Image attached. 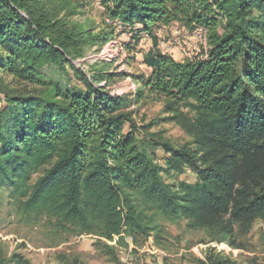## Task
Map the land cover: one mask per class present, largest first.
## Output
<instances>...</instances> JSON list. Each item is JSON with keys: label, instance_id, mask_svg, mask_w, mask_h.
Listing matches in <instances>:
<instances>
[{"label": "trees", "instance_id": "16d2710c", "mask_svg": "<svg viewBox=\"0 0 264 264\" xmlns=\"http://www.w3.org/2000/svg\"><path fill=\"white\" fill-rule=\"evenodd\" d=\"M73 1L0 0V191L28 213L85 230L101 222L109 239L146 231L135 197L222 239L234 224L264 221V0H103L108 16L134 31L135 44L141 32L152 41L133 101L163 99L166 119L192 137L179 147L160 142L164 164L126 129L130 114L120 111L130 98L97 86L115 75L88 77L76 65L109 34L71 23ZM177 20L196 37L207 32L206 48L193 58L157 48L156 28ZM45 64L70 67L84 87L6 92L4 73L44 87ZM174 174L185 179H167Z\"/></svg>", "mask_w": 264, "mask_h": 264}, {"label": "rangeland", "instance_id": "374dc122", "mask_svg": "<svg viewBox=\"0 0 264 264\" xmlns=\"http://www.w3.org/2000/svg\"><path fill=\"white\" fill-rule=\"evenodd\" d=\"M76 14L71 23L93 28V33H107L109 38L92 48L75 63L88 77L101 70L114 77H105L97 86L118 96H128L121 113L130 114L126 129L137 136L140 148H145L160 164H164L160 142L174 146L192 142L182 127L167 120L164 100L144 98L133 101L139 88L138 77L144 73V51L152 45L141 32L142 40L135 44L134 33L122 22L110 20L103 0H74L69 4ZM197 37L181 21L158 26V47L177 59H190L200 54L208 43L206 30ZM44 87L37 83L1 75L5 90L11 96L44 95L51 83L62 87H84L70 67L45 64L40 68ZM53 161L41 167L32 176L31 184L41 176ZM170 181L185 179L174 174ZM190 179V177L188 178ZM137 211L141 212L146 231H125L117 239L104 235L103 224L94 222L85 230L81 225L62 223L48 212H26L16 197L6 188L0 191V264H264V221L256 220L249 228L234 224L231 234L222 239L215 232L192 228L186 219H168L156 209L135 197Z\"/></svg>", "mask_w": 264, "mask_h": 264}, {"label": "built area", "instance_id": "2783aa9c", "mask_svg": "<svg viewBox=\"0 0 264 264\" xmlns=\"http://www.w3.org/2000/svg\"><path fill=\"white\" fill-rule=\"evenodd\" d=\"M108 21H110V20H112L111 18L110 19H107ZM200 32H202V31H200Z\"/></svg>", "mask_w": 264, "mask_h": 264}]
</instances>
